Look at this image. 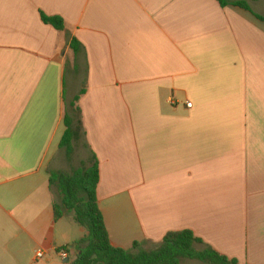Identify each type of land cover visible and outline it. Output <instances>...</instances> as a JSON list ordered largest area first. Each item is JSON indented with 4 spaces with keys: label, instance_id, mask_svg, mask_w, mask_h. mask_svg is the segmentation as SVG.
Returning a JSON list of instances; mask_svg holds the SVG:
<instances>
[{
    "label": "crops",
    "instance_id": "crops-1",
    "mask_svg": "<svg viewBox=\"0 0 264 264\" xmlns=\"http://www.w3.org/2000/svg\"><path fill=\"white\" fill-rule=\"evenodd\" d=\"M223 1L0 0V264H68L87 234L55 219L50 183L83 90L82 165L98 160L114 247L189 230L264 264V0Z\"/></svg>",
    "mask_w": 264,
    "mask_h": 264
},
{
    "label": "trees",
    "instance_id": "trees-1",
    "mask_svg": "<svg viewBox=\"0 0 264 264\" xmlns=\"http://www.w3.org/2000/svg\"><path fill=\"white\" fill-rule=\"evenodd\" d=\"M220 1L222 4L226 3ZM236 5L249 9L245 3ZM41 18L45 24L53 26L58 31L66 30L65 21L61 17H50L41 13ZM70 47L77 59L83 50L82 44L74 38ZM84 93L85 90L71 103L70 108L74 110V114L72 115L69 110L64 120L66 131L60 147L65 150L70 161L77 149L82 146V139L85 136L77 106L80 96ZM99 182L100 169L95 156L90 165L85 163L73 169L71 173L51 172L50 183L61 195L60 204L54 207L55 219L59 220L65 214H72L74 221L87 233L70 248H63L68 253L70 249L76 252L74 261L71 262L70 259L68 264H187V261L200 264H239L238 260L221 255L189 230L168 233L152 250L143 249L137 242L131 250L114 247L98 203Z\"/></svg>",
    "mask_w": 264,
    "mask_h": 264
},
{
    "label": "rangeland",
    "instance_id": "rangeland-1",
    "mask_svg": "<svg viewBox=\"0 0 264 264\" xmlns=\"http://www.w3.org/2000/svg\"><path fill=\"white\" fill-rule=\"evenodd\" d=\"M86 158V154L85 152L81 149V147L79 149H77L75 155L73 156L72 160H68L64 150L60 153V156H59V160H60V167H61V170L60 171H63L65 173H71L73 169L75 168H79L82 166V161ZM60 200H59V204H60ZM75 229H77V226H75ZM134 246V245H133ZM76 257V252L73 256H70L71 258V262L74 261ZM187 264H200L198 262H190V261H187L186 262Z\"/></svg>",
    "mask_w": 264,
    "mask_h": 264
},
{
    "label": "built area",
    "instance_id": "built-area-1",
    "mask_svg": "<svg viewBox=\"0 0 264 264\" xmlns=\"http://www.w3.org/2000/svg\"><path fill=\"white\" fill-rule=\"evenodd\" d=\"M187 107L188 108H191L192 107V103H187ZM59 254H60V256L63 258V259H66L67 257H68V252H67V250H65V249H61L60 251H59ZM43 257V253L42 252H38L37 253V258L38 259H41Z\"/></svg>",
    "mask_w": 264,
    "mask_h": 264
},
{
    "label": "water",
    "instance_id": "water-1",
    "mask_svg": "<svg viewBox=\"0 0 264 264\" xmlns=\"http://www.w3.org/2000/svg\"><path fill=\"white\" fill-rule=\"evenodd\" d=\"M66 262H68V260Z\"/></svg>",
    "mask_w": 264,
    "mask_h": 264
}]
</instances>
